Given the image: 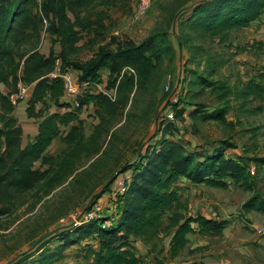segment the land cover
<instances>
[{"label": "trees", "instance_id": "obj_1", "mask_svg": "<svg viewBox=\"0 0 264 264\" xmlns=\"http://www.w3.org/2000/svg\"><path fill=\"white\" fill-rule=\"evenodd\" d=\"M110 9L131 10L130 0H40L38 3L35 0H0V85L7 89L3 92L0 88V201L3 204L11 203L17 193L32 189L46 178L49 186L44 189L49 193L54 184H62L80 168L82 157L92 159L104 154L102 148L109 136L116 138L113 124L118 118L123 116L124 122L130 116L144 118L148 115L149 118L154 109L152 105L144 109V114H131L130 109L136 105L139 94L147 90L163 59L175 55L169 38L171 34L178 47L189 52L190 59L200 58L206 53L201 45L203 41L226 43L234 30L259 19L264 13V0L194 1L180 13L190 12L189 17L176 23L171 13L165 27L151 29L139 42L113 34ZM41 31L53 37L46 54L34 47ZM81 41L83 44H79ZM28 42H32L31 49L17 50L20 44ZM55 44L59 51H55ZM82 51L91 52L90 57L81 60ZM57 61L61 73L75 70L83 89L89 90L77 97V107L72 108L65 101L69 99L64 97L62 79L48 76L56 68ZM222 65L223 61L211 55L207 56L202 70H199L200 61L196 62L197 67L190 74L188 94L178 95L174 118L182 120L185 112L184 106L178 108L179 103L190 104L196 107L193 117L199 114L198 118L203 121L212 120L232 128L233 122L227 120L230 111L243 109L251 100L264 102V65L240 88L220 77ZM103 68L109 72L106 79L100 74ZM21 84L32 87L26 116L42 119L34 141L24 147L22 127L13 117L15 106L9 99ZM100 87L114 90V96L103 91L93 93ZM196 87L195 94L207 90L214 97L211 112H204V104L193 103L192 97H188ZM177 93V89L171 90L165 104ZM232 100L237 104H232ZM39 103L43 107H39ZM52 106L58 111L48 112ZM83 107L93 108L98 118L87 136L80 125ZM174 125L172 120L153 125L154 132L160 131L163 137L157 148L148 153L149 144L142 141L137 156L118 168L119 176L129 173L130 180L126 194L117 195L115 210L109 215L113 219L111 227L101 228V218L76 229L79 234L71 244L96 233L98 250L93 252L94 264H142L131 247L132 238L148 245L149 252H156L155 248L167 237L168 256L174 258L186 247L190 234L221 235L225 221L208 218L200 212L189 213L175 188L182 180L221 189L238 185L252 193L243 204V210L264 213V198L255 189V174L264 169V156L242 153L232 156L227 149L234 145L228 141L219 142V146L208 152L204 148H187L186 144L166 138L173 136ZM62 126L70 129L63 132ZM58 137L65 149L58 172L47 177L60 152L51 156L46 155V151ZM35 162L50 166L34 168ZM89 207L86 205L82 211ZM161 251L162 248L158 250ZM56 255V251L41 252L36 263L47 264ZM164 260L155 255L153 264H165ZM11 264L22 262L12 260Z\"/></svg>", "mask_w": 264, "mask_h": 264}, {"label": "rangeland", "instance_id": "obj_2", "mask_svg": "<svg viewBox=\"0 0 264 264\" xmlns=\"http://www.w3.org/2000/svg\"><path fill=\"white\" fill-rule=\"evenodd\" d=\"M194 1L197 0H153L146 14L135 18L136 0H130L131 10L122 12L110 9L111 29L113 34L139 42L149 34L151 29L165 27L171 13L175 15L176 23L189 17L190 12L180 13ZM35 2L38 3L40 0ZM260 21H252L247 26L234 30L226 43H219L218 40L203 41L201 45L204 46L206 53L197 59H190L189 52L185 48L180 49L174 35L171 34L169 38L175 55L163 59L154 72L147 90L139 94L136 108L133 106L130 109L131 114L132 112L144 114V109L152 105L154 109L149 113V118L148 115L144 118L130 116L126 122L123 116L122 119L118 118L113 124L116 138L111 139L109 136V141H106L102 148L104 154L94 156L92 159L82 157L80 168L62 184H54V188L49 193H46L44 189L49 186L45 183L46 178L32 189L17 193L15 200L11 203L3 204L0 201V264H11L12 260L21 261L22 264H37L36 261L41 252L55 251L56 257L49 260L47 264H94L93 252L98 250L96 233L71 244L79 234L76 229L88 222L100 221L101 218V228L106 225L111 227L113 219L109 215L115 210L117 195H122L120 185L122 186L123 175L119 176L118 168L137 156L142 141L148 142V153L153 148H157V144L163 137L160 131L154 132L153 125L156 127L157 123L161 125L162 122L171 120L165 108V98L169 92L177 89L178 95H187L189 81L192 80L191 71L195 70L196 62L199 61V70H202L208 55L223 61L222 67L219 68L220 77L227 78L232 85L240 88L257 72V68L264 64V19L263 22ZM52 41L51 35L41 31L39 41L34 47L37 51L46 54ZM194 42L198 43L197 40ZM32 47V42H28L20 44L17 50L20 52ZM55 51H58L57 46ZM83 52L80 53L81 57L85 55ZM73 73L78 80L77 74ZM262 84L264 86V79ZM83 88L84 86L82 87L84 94L89 91ZM197 90L198 87L192 90L188 97H192L193 103L204 104L206 106L204 112H211L215 105L214 97L207 90L201 94H195ZM100 91L114 96V90H105L104 87L93 90V93ZM29 99H31L30 96L22 102L23 105H15L13 117L18 123L23 121L28 123L27 119H34L25 117ZM69 103L72 108L75 107L72 99ZM48 104L52 105L51 102ZM232 104L237 103L232 100ZM38 106L43 107L41 103ZM181 106L185 108L182 120L172 119L176 129L173 136L169 135L166 138L186 144L190 149L204 148L207 152L219 146V142L228 141L234 145L233 148L227 149L228 154L232 156L240 153L247 156H264V102L251 100L243 109L230 111L227 114V120L233 122L232 128L212 120L203 121L198 118L199 114L193 117L192 114L196 109L193 105L179 103L178 108ZM54 110L57 109L53 106L48 108V112ZM81 111L83 114L80 115V125L84 135L87 136L91 133L93 125L98 122V118L91 107H83ZM157 114L159 117H156ZM36 122L37 120H33L30 125ZM76 123L79 125V122ZM69 129L70 127H61L63 132ZM150 135L152 137H149ZM64 149L65 145L58 137L46 152V155L51 156L60 152L58 159L52 163L47 177L58 172ZM49 166V164L34 163V168L47 169ZM77 173L76 179L72 180ZM128 176L129 173L124 175L127 182L130 180ZM262 177L259 176L257 181L261 191L259 193L264 197ZM69 181L71 183H68ZM175 188L179 191L180 198L190 214L204 210L225 221L224 226L226 224L228 226L226 225L225 231L219 236L202 238L193 235L196 239L189 242L186 248L174 258L168 256L167 237L155 248L156 252H149L148 245L141 240L133 241L132 238L131 247H134V252L139 256L142 264H153L155 255L165 258V264H184L202 256H215V258L220 256L235 264H264V243L262 245L257 243L264 242V236L258 235L257 232L263 227L261 225L264 223V213L254 209L250 210L249 215L243 213L242 206L251 197L249 190L234 184L225 189L194 185L187 180L179 181ZM126 189H128V183ZM86 205L90 207L82 211ZM89 210H91L90 213L85 216ZM194 244L200 245V252L192 251ZM223 246L226 250L224 248L221 251ZM161 248L162 251L159 253L158 250Z\"/></svg>", "mask_w": 264, "mask_h": 264}, {"label": "built area", "instance_id": "obj_3", "mask_svg": "<svg viewBox=\"0 0 264 264\" xmlns=\"http://www.w3.org/2000/svg\"><path fill=\"white\" fill-rule=\"evenodd\" d=\"M153 0H136V10H135V18L142 17L146 14L148 9L150 8ZM49 77L51 78H61L63 82V88H64V97L67 99H72L73 104L75 107L78 106L77 102V97L80 96L83 92L82 87L84 86L81 84L77 78L75 79L74 73L72 71H67L64 73H61L59 71V62H56V68L53 70V72L48 74ZM30 85L26 84H21L18 88L17 91L12 92L9 95V99L11 103L15 106L23 102L24 100L27 99V97L30 96ZM178 93L174 94L171 99L169 100L168 103H166L165 108L168 111V117L172 120L174 118V106H178ZM254 172V170H251ZM121 177V176H120ZM129 177V176H128ZM123 180H122V186L120 185L121 192L120 194H126L127 190L126 189V184H127V179L123 175ZM91 210L87 211L85 216L90 213ZM84 216V218H85ZM107 226V225H106ZM104 226L103 228H106ZM258 234L264 236V226L259 228L257 230Z\"/></svg>", "mask_w": 264, "mask_h": 264}, {"label": "crops", "instance_id": "obj_4", "mask_svg": "<svg viewBox=\"0 0 264 264\" xmlns=\"http://www.w3.org/2000/svg\"><path fill=\"white\" fill-rule=\"evenodd\" d=\"M263 19H264V13L259 17V19H256L255 21L257 22V21H259V20H261L260 22H263ZM79 44H83V41H81ZM55 46H57L56 44L53 46L54 47V49H55ZM58 47V46H57ZM59 49L60 48H58V51H59ZM49 51V50H48ZM83 53H85V55L83 56V57H81V56H79V58L81 59V60H86L88 57H90V55H91V52H87V51H84ZM83 58H85V59H83ZM262 65H264V64H262ZM261 65V66H262ZM73 72H75L77 75H78V73L75 71V70H72ZM100 74L102 75V77L104 78V79H106L107 78V76H108V74H109V72H108V70L107 69H105V68H103V69H101L100 70ZM0 88H1V90L3 91V92H6L7 91V89L3 86V85H0ZM69 102H70V100H68ZM20 104H22L23 105V103L21 102ZM21 106V105H20ZM18 108H20L19 106H18ZM16 109V108H15ZM24 109V108H23ZM15 113V110H14V112H13V114ZM82 114L83 113H81L80 115L82 116ZM80 116V117H81ZM25 117H27L26 116V112H25ZM28 120V123H27V121H23V122H21V123H19L20 124V126L22 127V141H21V144H22V146L24 147V146H26L28 143H31V142H33L34 141V139H35V137H36V135L38 134V126H39V124H40V122H41V120H38V119H27ZM36 121L37 120V122L35 123V124H33L32 126L30 125L31 124V121ZM65 127V126H64ZM67 127H69V126H67ZM60 129H61V127H60ZM55 141V140H54ZM54 141H53V143H54ZM52 143V144H53ZM52 146V145H51ZM50 149V148H49ZM48 151V150H47ZM46 151V152H47ZM253 167V166H252ZM253 168H251V170H252ZM262 175H263V177H262ZM259 176H261L262 178H263V181H264V169L262 168L261 170H259L256 174H255V180H256V185H255V189L258 191V192H261L260 191V189H259V181H257V179H258V177ZM252 194V193H251ZM263 197V196H262ZM264 198V197H263ZM198 212H200V213H202L204 216H206V217H208V218H214V219H218V220H220V218H217L215 215H213V214H210V213H208V212H205L204 210L203 211H198ZM249 212L250 211H248V212H246V211H243V213L246 215H249ZM223 220H225V218L223 219ZM228 223V222H227ZM264 223H262V225L261 226H264L263 225ZM227 226H228V224H226ZM226 225L224 226V229H223V232L225 231V229H226ZM261 226H259V227H261ZM222 232V233H223ZM193 235H195V236H199V237H202V238H204V237H206V238H208V237H213V236H209V235H207V234H197V233H194V234H190V235H188L187 236V244H186V246L188 245V243L189 242H191L193 239H196V237H193ZM258 235H260V234H258ZM263 236V235H262ZM215 237V236H214ZM257 243H261V245H262V243H264V242H257ZM200 245L199 244H194L192 247H193V250L192 251H199L200 252V250L199 249H201L200 247H199ZM186 248V247H185ZM225 247L223 246L222 247V249H221V251L224 249ZM192 249V248H191ZM224 250H226V248L224 249ZM220 253V252H219ZM195 262H200V263H202V264H229V263H231V261H228L227 259H224V257H221L220 258V256L218 257V258H215V256H210V257H199V258H196V260H194ZM231 264H235L234 262H232Z\"/></svg>", "mask_w": 264, "mask_h": 264}]
</instances>
